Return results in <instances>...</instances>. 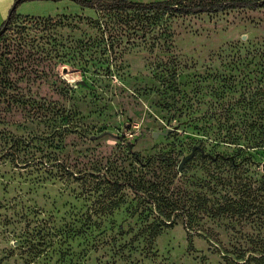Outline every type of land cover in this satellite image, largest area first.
<instances>
[{"label":"rangeland","instance_id":"374dc122","mask_svg":"<svg viewBox=\"0 0 264 264\" xmlns=\"http://www.w3.org/2000/svg\"><path fill=\"white\" fill-rule=\"evenodd\" d=\"M260 53L264 8H65L1 25L0 264H227L226 221L201 216L214 242L178 210L159 226L161 197L205 192L204 153H236L204 129L239 124L224 107L254 84ZM252 155L259 179L264 151Z\"/></svg>","mask_w":264,"mask_h":264},{"label":"trees","instance_id":"16d2710c","mask_svg":"<svg viewBox=\"0 0 264 264\" xmlns=\"http://www.w3.org/2000/svg\"><path fill=\"white\" fill-rule=\"evenodd\" d=\"M23 1L26 0H17L16 4ZM72 1L92 10H161L176 14L264 8V0H216L208 4L193 5L172 3L171 0L147 3L128 0ZM15 14L13 7L2 25L9 23ZM259 65L262 72L256 77L254 84L244 82L243 89L247 91L239 100H230L226 106H217L219 110L225 106V111L241 109L239 124L228 125L225 133L204 129L217 142L237 146L236 153H216L215 156L204 153L216 167L201 184L206 187L205 192H196L180 201L171 199V195L161 197L164 208L161 212L163 220L159 222V226L171 224L172 213L178 210L182 225L189 233L203 235L214 242L211 233L200 225L201 216L226 221L228 243L217 244L216 247L227 264H264V174L257 179L253 172L250 173L252 153L264 151V53H260ZM131 187L135 188L132 183Z\"/></svg>","mask_w":264,"mask_h":264},{"label":"crops","instance_id":"0c3cea01","mask_svg":"<svg viewBox=\"0 0 264 264\" xmlns=\"http://www.w3.org/2000/svg\"><path fill=\"white\" fill-rule=\"evenodd\" d=\"M17 0H0V26L6 20L9 12L13 7H15V13L19 15H28V16H48V15H55L63 11L65 8L69 9H79V8H86L82 7L78 3L72 0H26L16 4ZM131 2H139V3H147V2H154L160 0H128ZM24 2H31L29 4H34L37 6V10L34 12H19L22 4ZM87 9V8H86ZM89 10H92L88 8ZM21 11V10H20Z\"/></svg>","mask_w":264,"mask_h":264},{"label":"water","instance_id":"95a60500","mask_svg":"<svg viewBox=\"0 0 264 264\" xmlns=\"http://www.w3.org/2000/svg\"><path fill=\"white\" fill-rule=\"evenodd\" d=\"M195 148H196V147H193L192 150H191V152H190V154L185 155V156L181 159V161H180V163H179V165H178V168H179V169H182L184 163H185L188 159H190V158L193 156L194 151H195ZM263 169H264V164H263Z\"/></svg>","mask_w":264,"mask_h":264}]
</instances>
